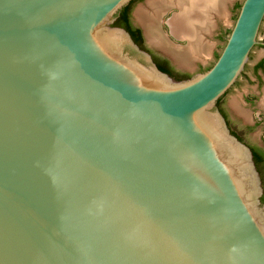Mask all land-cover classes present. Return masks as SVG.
Masks as SVG:
<instances>
[{"label": "water", "instance_id": "1", "mask_svg": "<svg viewBox=\"0 0 264 264\" xmlns=\"http://www.w3.org/2000/svg\"><path fill=\"white\" fill-rule=\"evenodd\" d=\"M133 1L0 0V264H264L262 179L218 107L264 0L186 79L115 26Z\"/></svg>", "mask_w": 264, "mask_h": 264}, {"label": "rangeland", "instance_id": "2", "mask_svg": "<svg viewBox=\"0 0 264 264\" xmlns=\"http://www.w3.org/2000/svg\"><path fill=\"white\" fill-rule=\"evenodd\" d=\"M165 2H169L172 0H161ZM174 1V0H173ZM244 0H232L228 3L227 10H228V17L224 21V19H217L216 26L211 30V33L205 34L204 41L210 46V53L207 55H203L200 59L196 58L193 60L190 66L182 65L180 62L171 55L172 53L165 51L161 47L157 46L156 42L151 40L149 35L147 34L145 27L142 23H140L139 19L136 18L135 27L139 28L143 34V42L144 45L152 50L154 53L159 55L160 57L167 58L171 63L172 68L178 74H187L190 77H194L199 73L208 70L216 61L217 56L221 53L226 38L229 36L231 29L236 21L238 16L240 7ZM148 0L140 3L139 10L143 7L145 9H149L148 7ZM172 3V2H171ZM138 10V11H139ZM152 13V10H151ZM181 13V7L178 4L170 6L167 10L161 13L157 18L158 36L168 45L171 49L176 48H185L189 45L186 39H177L171 34V21L174 20L179 16ZM260 40L264 38V24L262 27V32L259 35ZM258 49H256L253 53V60L250 63L249 68L251 69L253 62L257 59L258 56ZM201 66L204 70L200 71ZM249 69V71H251ZM251 75V72L248 73ZM239 84L235 86L232 90L228 92V94L218 103V107H222L226 113L228 114L229 118L231 119L232 123L236 126V128H243L246 124L247 117L243 114V110L249 111L250 114L254 113L257 115L256 107L250 104H246L245 99H255L253 94L258 93L257 90V82L254 81L253 83L248 82L245 78H240ZM257 101V99H255ZM264 127L260 125L255 127L249 133L248 139L254 143L261 142L264 140Z\"/></svg>", "mask_w": 264, "mask_h": 264}, {"label": "bare ground", "instance_id": "3", "mask_svg": "<svg viewBox=\"0 0 264 264\" xmlns=\"http://www.w3.org/2000/svg\"><path fill=\"white\" fill-rule=\"evenodd\" d=\"M232 0H148V7L138 11L137 18L143 24L151 40L171 55L182 65L190 66L194 59L210 53V46L204 41L205 34L211 33L217 19L228 17L227 6ZM172 2V3H171ZM178 4L181 13L171 21L172 31L177 37H184L189 45L185 49H171L158 35L156 16L169 6ZM152 10V13H151ZM183 38V39H184ZM199 58V59H200ZM241 158V156H240Z\"/></svg>", "mask_w": 264, "mask_h": 264}, {"label": "flooded vegetation", "instance_id": "4", "mask_svg": "<svg viewBox=\"0 0 264 264\" xmlns=\"http://www.w3.org/2000/svg\"><path fill=\"white\" fill-rule=\"evenodd\" d=\"M144 1L145 0H134L132 3L134 6L135 4L142 3ZM168 8H166V10ZM130 21H131L133 28L140 30L139 28H137L133 25L132 12L130 15ZM261 32H262V28H261L260 34H261ZM141 36H142V43L140 44V46L142 47V49H144L145 51H147L151 54L154 62L157 65H161L163 68H166L168 70H169V68H172L171 63L169 62V60L167 58L160 57L159 55H157L156 53H154L152 50L148 49L144 45L142 31H141ZM258 41H259V43L256 45V47L251 52L250 57H249V61L245 67V70L242 73V76L240 77V78H245L250 83H253L254 81H256L258 84L257 90H259V92L256 94L255 93L253 94V97L255 99H257V101L255 99H250V98L245 99L246 104H250V105L256 107V112L258 114L257 115H255L254 113L250 114L249 111L245 112L243 110V114L246 115V117H247L246 124L244 125L243 128H238V127L236 128V126L232 123L231 119L229 118L228 114L226 113V111L221 106L219 107V109L223 113L232 134L235 135L241 142H243L245 145H247L251 149L253 156H254V160H255L257 169H258L260 176H261V179H262L263 191H264V140L261 142L254 143L248 139L249 133L252 130H254L255 127H258L260 125H263V127H264V38L261 40L259 38ZM256 49L259 50L258 56H257V59L255 60V62H253V65L250 69L249 66L253 60V53ZM249 69L251 71H249ZM202 70H204V69L201 66L200 71H202ZM250 72H251V75L248 74ZM170 75L174 78H180V77L188 76L187 74H178L175 71L173 74H170ZM239 80L237 81L235 86H237L239 84V82H240ZM263 137H264V135H263ZM262 203L264 204V192H263V196H262Z\"/></svg>", "mask_w": 264, "mask_h": 264}, {"label": "trees", "instance_id": "5", "mask_svg": "<svg viewBox=\"0 0 264 264\" xmlns=\"http://www.w3.org/2000/svg\"><path fill=\"white\" fill-rule=\"evenodd\" d=\"M132 8H133V3L129 6H127L126 8H124L120 12V14L118 15L117 21L115 23V26L126 29L132 35L135 42L140 46V44L142 43L141 31L133 28L131 21H130V15L132 12ZM217 58H218V56H217ZM158 67L163 72L168 73L169 75L174 73L173 68H169V70H168L166 68H163L161 65H158ZM186 78H189V76L180 77V78H176V79H186Z\"/></svg>", "mask_w": 264, "mask_h": 264}, {"label": "crops", "instance_id": "6", "mask_svg": "<svg viewBox=\"0 0 264 264\" xmlns=\"http://www.w3.org/2000/svg\"><path fill=\"white\" fill-rule=\"evenodd\" d=\"M171 34L175 37V38H177V39H181V38H184V37H177V35H175L174 33H173V31H172V27H171ZM185 39V38H184Z\"/></svg>", "mask_w": 264, "mask_h": 264}]
</instances>
